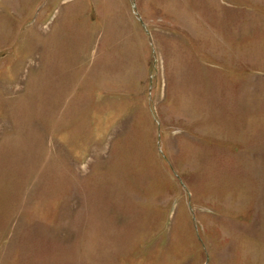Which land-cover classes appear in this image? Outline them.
Segmentation results:
<instances>
[{"label": "rangeland", "instance_id": "1", "mask_svg": "<svg viewBox=\"0 0 264 264\" xmlns=\"http://www.w3.org/2000/svg\"><path fill=\"white\" fill-rule=\"evenodd\" d=\"M0 264H264V0H0Z\"/></svg>", "mask_w": 264, "mask_h": 264}]
</instances>
